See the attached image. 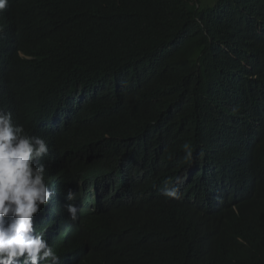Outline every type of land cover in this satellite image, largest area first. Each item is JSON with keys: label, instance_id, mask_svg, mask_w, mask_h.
<instances>
[{"label": "trees", "instance_id": "1", "mask_svg": "<svg viewBox=\"0 0 264 264\" xmlns=\"http://www.w3.org/2000/svg\"><path fill=\"white\" fill-rule=\"evenodd\" d=\"M8 4L0 109L48 143L61 264H264V0Z\"/></svg>", "mask_w": 264, "mask_h": 264}, {"label": "clouds", "instance_id": "2", "mask_svg": "<svg viewBox=\"0 0 264 264\" xmlns=\"http://www.w3.org/2000/svg\"><path fill=\"white\" fill-rule=\"evenodd\" d=\"M9 7L8 0H0V32L7 25L3 18ZM184 149L190 159V146L185 144ZM48 152L43 134L26 133L10 111L0 109V264H61L60 255L34 226V217L54 195L46 166L39 162ZM163 194L175 197L176 191L165 189ZM64 198L74 201L76 193L69 189ZM65 207L75 222L77 207L73 203Z\"/></svg>", "mask_w": 264, "mask_h": 264}, {"label": "rangeland", "instance_id": "3", "mask_svg": "<svg viewBox=\"0 0 264 264\" xmlns=\"http://www.w3.org/2000/svg\"><path fill=\"white\" fill-rule=\"evenodd\" d=\"M205 3L208 5V4H211L212 3V0H205Z\"/></svg>", "mask_w": 264, "mask_h": 264}]
</instances>
